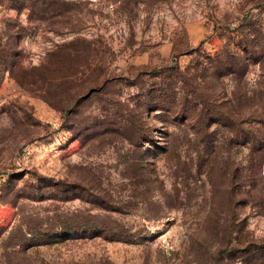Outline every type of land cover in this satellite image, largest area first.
<instances>
[{
  "label": "rangeland",
  "instance_id": "374dc122",
  "mask_svg": "<svg viewBox=\"0 0 264 264\" xmlns=\"http://www.w3.org/2000/svg\"><path fill=\"white\" fill-rule=\"evenodd\" d=\"M263 139L264 0H0V264H264Z\"/></svg>",
  "mask_w": 264,
  "mask_h": 264
},
{
  "label": "trees",
  "instance_id": "16d2710c",
  "mask_svg": "<svg viewBox=\"0 0 264 264\" xmlns=\"http://www.w3.org/2000/svg\"><path fill=\"white\" fill-rule=\"evenodd\" d=\"M188 81H189V79H188ZM186 82H187V79H186ZM161 96L163 97L162 100H164L165 98H167V92H166V89L165 88H161ZM205 101H207V100L205 99ZM262 142L264 144V139L262 141H258L257 143H258V145H261ZM3 232H4L3 231V228L0 227V235L3 234ZM260 249H264V242H261L260 243Z\"/></svg>",
  "mask_w": 264,
  "mask_h": 264
}]
</instances>
